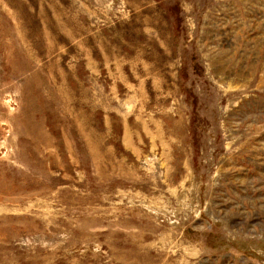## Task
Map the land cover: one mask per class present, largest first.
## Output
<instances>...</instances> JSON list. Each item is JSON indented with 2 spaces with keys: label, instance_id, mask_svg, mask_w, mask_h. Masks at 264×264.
Masks as SVG:
<instances>
[{
  "label": "rangeland",
  "instance_id": "obj_1",
  "mask_svg": "<svg viewBox=\"0 0 264 264\" xmlns=\"http://www.w3.org/2000/svg\"><path fill=\"white\" fill-rule=\"evenodd\" d=\"M0 264H264V0H0Z\"/></svg>",
  "mask_w": 264,
  "mask_h": 264
}]
</instances>
